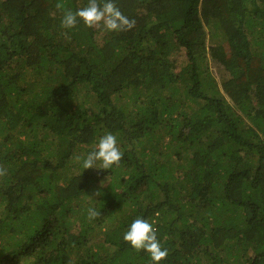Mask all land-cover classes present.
I'll return each mask as SVG.
<instances>
[{
  "label": "trees",
  "instance_id": "trees-1",
  "mask_svg": "<svg viewBox=\"0 0 264 264\" xmlns=\"http://www.w3.org/2000/svg\"><path fill=\"white\" fill-rule=\"evenodd\" d=\"M87 3L0 0V264H153L123 240L137 217L160 264H264V0H115L133 29L64 28ZM107 132L119 165L84 170Z\"/></svg>",
  "mask_w": 264,
  "mask_h": 264
},
{
  "label": "clouds",
  "instance_id": "clouds-1",
  "mask_svg": "<svg viewBox=\"0 0 264 264\" xmlns=\"http://www.w3.org/2000/svg\"><path fill=\"white\" fill-rule=\"evenodd\" d=\"M57 9H63V4L58 2ZM78 21H82L88 28H103L106 31H129L136 25V20L130 19L120 10L115 0H88L86 6L78 8L76 11L66 10L62 17L64 28H75ZM123 158V152L118 145L117 136L111 132L102 135L95 148L82 159L83 169H97L96 164L100 162V168L111 169L118 166ZM7 168L0 164V178L7 176ZM103 186V185H102ZM97 192L96 195H100ZM101 212L95 208L88 209V218L97 219ZM123 240L129 243L137 251L147 252L153 264H160L166 259L169 250L164 247L157 236V229L153 223L142 217H137L132 221L127 231L123 234Z\"/></svg>",
  "mask_w": 264,
  "mask_h": 264
},
{
  "label": "rangeland",
  "instance_id": "rangeland-1",
  "mask_svg": "<svg viewBox=\"0 0 264 264\" xmlns=\"http://www.w3.org/2000/svg\"><path fill=\"white\" fill-rule=\"evenodd\" d=\"M211 70L215 73H217L218 71H217V68H215V67H211ZM178 71H179V69H178ZM205 83V82H204ZM178 88H180V84L178 85ZM143 90H145V88H142ZM181 90H182V88H180ZM128 95H131L132 94V90L131 91H129L128 93H127ZM211 95V94H210ZM209 95V96H210ZM181 97V96H180ZM181 99V98H180ZM120 101L122 102V104H129V102H127L126 100H125V98L123 99H121L120 98ZM121 222V220L118 218L117 219V221H112V220H108V216H106L105 217V219L103 220V222L101 223V227H100V234H99V231L98 230H96V233L98 234V236L96 237V238H94V240H92V244H98V243H102L106 238H107V236L105 235V233H106V231H107V229H114V227H115V225L116 224H118V223H120ZM108 225H111V226H108ZM107 247H111V246H109V245H107ZM12 260V259H11ZM10 260V261H11Z\"/></svg>",
  "mask_w": 264,
  "mask_h": 264
}]
</instances>
